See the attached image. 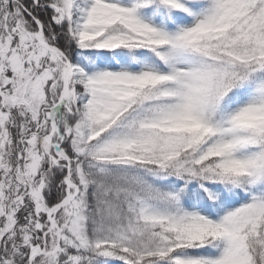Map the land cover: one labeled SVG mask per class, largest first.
Returning <instances> with one entry per match:
<instances>
[{
	"label": "snow or ice",
	"instance_id": "6c2138e0",
	"mask_svg": "<svg viewBox=\"0 0 264 264\" xmlns=\"http://www.w3.org/2000/svg\"><path fill=\"white\" fill-rule=\"evenodd\" d=\"M0 264H264V0H0Z\"/></svg>",
	"mask_w": 264,
	"mask_h": 264
}]
</instances>
